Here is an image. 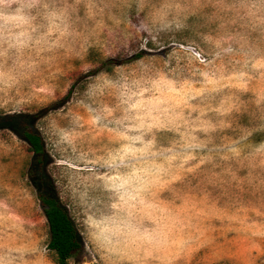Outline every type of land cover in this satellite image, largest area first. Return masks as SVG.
Masks as SVG:
<instances>
[{"label": "rangeland", "instance_id": "obj_1", "mask_svg": "<svg viewBox=\"0 0 264 264\" xmlns=\"http://www.w3.org/2000/svg\"><path fill=\"white\" fill-rule=\"evenodd\" d=\"M0 112V264H56L41 187L70 264H264V0H0Z\"/></svg>", "mask_w": 264, "mask_h": 264}, {"label": "trees", "instance_id": "obj_2", "mask_svg": "<svg viewBox=\"0 0 264 264\" xmlns=\"http://www.w3.org/2000/svg\"><path fill=\"white\" fill-rule=\"evenodd\" d=\"M142 55L143 53H139L135 58ZM102 63L106 67V70L114 65L121 64L115 58L103 60ZM70 94L71 90L68 91L67 97ZM36 117V114L31 113L0 112V126L19 131L24 136L28 142V148L33 154L34 166L37 168L38 175L42 179V175L45 172L46 148L43 136L31 124L32 120ZM30 173L31 175L35 174L33 170H30ZM38 197L49 227L47 247L52 252L56 264H70L71 259L83 248L75 221L68 208L61 202L58 196L41 187L38 190Z\"/></svg>", "mask_w": 264, "mask_h": 264}]
</instances>
